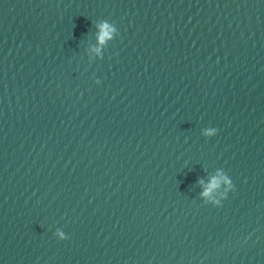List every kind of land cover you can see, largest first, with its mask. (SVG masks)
<instances>
[{
  "label": "water",
  "instance_id": "1",
  "mask_svg": "<svg viewBox=\"0 0 264 264\" xmlns=\"http://www.w3.org/2000/svg\"><path fill=\"white\" fill-rule=\"evenodd\" d=\"M0 264H264V0H0Z\"/></svg>",
  "mask_w": 264,
  "mask_h": 264
},
{
  "label": "clouds",
  "instance_id": "2",
  "mask_svg": "<svg viewBox=\"0 0 264 264\" xmlns=\"http://www.w3.org/2000/svg\"><path fill=\"white\" fill-rule=\"evenodd\" d=\"M98 27L101 30V33L98 37L99 42L101 44H103L105 42L106 39H110L112 37V35L114 33H116L118 31V29L116 28V26L114 24H110L109 22L105 21L102 22L100 25H98ZM207 135H211L212 134V130H209L207 133ZM225 183L230 184L231 182L227 180V178H224ZM202 183V182H201ZM220 184V180L213 178L211 183L209 184L208 188L205 190V192L203 193L204 196H208L209 193L217 188ZM60 238L61 240H65L67 239V237H64L63 234H60Z\"/></svg>",
  "mask_w": 264,
  "mask_h": 264
}]
</instances>
